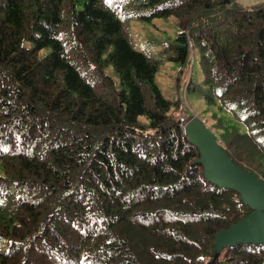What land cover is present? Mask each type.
<instances>
[{"label":"trees","instance_id":"16d2710c","mask_svg":"<svg viewBox=\"0 0 264 264\" xmlns=\"http://www.w3.org/2000/svg\"><path fill=\"white\" fill-rule=\"evenodd\" d=\"M172 15L175 40L135 46L131 21ZM191 50L232 115L220 149L264 181V1L0 0V264H264L241 240L213 260L253 209L204 176L156 80Z\"/></svg>","mask_w":264,"mask_h":264},{"label":"rangeland","instance_id":"374dc122","mask_svg":"<svg viewBox=\"0 0 264 264\" xmlns=\"http://www.w3.org/2000/svg\"><path fill=\"white\" fill-rule=\"evenodd\" d=\"M235 1L240 5L249 6L264 0ZM178 22L173 15L166 18L154 17L150 22L134 20L130 22L129 32L139 50L154 53L161 50L166 43L175 40L181 29ZM190 57L183 67L181 63L165 61L160 67L156 80L164 95L169 100L179 103L177 106H172V112L181 118L184 129L188 121L197 117L210 131L220 134L222 129H218L217 125L224 123L226 117L232 115L221 104L220 98L215 97L210 100L211 102L208 100V96L212 97V92L211 88L203 82L204 73L198 62L197 51L191 50ZM215 144L221 145L220 139ZM239 239L253 238L250 234H244ZM215 243L216 240L213 246Z\"/></svg>","mask_w":264,"mask_h":264},{"label":"water","instance_id":"95a60500","mask_svg":"<svg viewBox=\"0 0 264 264\" xmlns=\"http://www.w3.org/2000/svg\"><path fill=\"white\" fill-rule=\"evenodd\" d=\"M184 130L199 150L196 161L203 165L204 176L219 187L234 189L253 209V212L244 216L237 224L218 234L213 260L225 244L240 240L264 242V181L233 164L215 144L218 140L213 133L197 117L188 121ZM244 234L252 235L253 239H239Z\"/></svg>","mask_w":264,"mask_h":264}]
</instances>
